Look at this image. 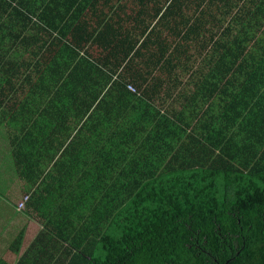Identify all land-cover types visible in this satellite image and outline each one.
<instances>
[{
	"label": "trees",
	"instance_id": "trees-1",
	"mask_svg": "<svg viewBox=\"0 0 264 264\" xmlns=\"http://www.w3.org/2000/svg\"><path fill=\"white\" fill-rule=\"evenodd\" d=\"M0 153L14 264H264V0H0Z\"/></svg>",
	"mask_w": 264,
	"mask_h": 264
},
{
	"label": "crops",
	"instance_id": "crops-1",
	"mask_svg": "<svg viewBox=\"0 0 264 264\" xmlns=\"http://www.w3.org/2000/svg\"><path fill=\"white\" fill-rule=\"evenodd\" d=\"M12 199L5 198V197L1 198L0 199V206H3L5 208L13 210L12 207H13V204H15V201H13ZM12 210H11V213H10V215L12 217V221L6 220V219H8L6 217V215H1L0 216V261L3 260V262L5 264H14L15 263V255H16V253L13 252L11 250V248H9V249L5 248V247H8L9 238H11V240H13L15 238V233H16V232L13 231V230H15V226L14 225L16 223V216H15V213H13ZM22 215H23V217L21 219V226L25 230V233L28 234L31 237V239H33V237L35 236V234L38 231V227L36 226L34 221H32L30 218H28V216H26L25 213H23ZM4 219L7 221V223H4ZM12 222L14 223V225L12 224ZM28 243L23 245L20 248V250H19V252L17 254V257L19 255H21L20 253L23 251L24 247L26 245H28ZM10 246H11V244H10ZM11 247H15L14 243L12 244ZM19 247L20 246H18V249H19Z\"/></svg>",
	"mask_w": 264,
	"mask_h": 264
},
{
	"label": "rangeland",
	"instance_id": "rangeland-1",
	"mask_svg": "<svg viewBox=\"0 0 264 264\" xmlns=\"http://www.w3.org/2000/svg\"><path fill=\"white\" fill-rule=\"evenodd\" d=\"M196 57V56H195ZM185 78H187V76H184L182 79L183 80H185ZM183 138V137H182ZM2 152V151H1ZM0 156H1V153H0ZM8 170V169H7ZM6 171H4V170H2V171H0V175L2 176V177H4V176H6V173H5ZM11 172V171H10ZM8 176V175H7ZM6 176V177H7ZM10 176V175H9ZM5 189H6V185H0V197L1 198H4V195H3V193H4V191H5ZM0 198V199H1ZM6 220H9V219H6ZM5 219H4V223H7V221H6Z\"/></svg>",
	"mask_w": 264,
	"mask_h": 264
},
{
	"label": "built area",
	"instance_id": "built-area-1",
	"mask_svg": "<svg viewBox=\"0 0 264 264\" xmlns=\"http://www.w3.org/2000/svg\"><path fill=\"white\" fill-rule=\"evenodd\" d=\"M20 205H22V202L20 203Z\"/></svg>",
	"mask_w": 264,
	"mask_h": 264
}]
</instances>
